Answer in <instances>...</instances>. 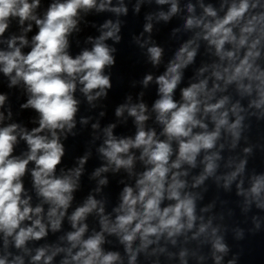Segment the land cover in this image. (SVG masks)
Here are the masks:
<instances>
[{
	"label": "clouds",
	"instance_id": "clouds-1",
	"mask_svg": "<svg viewBox=\"0 0 264 264\" xmlns=\"http://www.w3.org/2000/svg\"><path fill=\"white\" fill-rule=\"evenodd\" d=\"M258 154L264 0H0V264H241Z\"/></svg>",
	"mask_w": 264,
	"mask_h": 264
}]
</instances>
